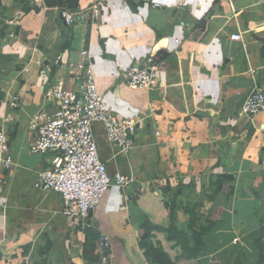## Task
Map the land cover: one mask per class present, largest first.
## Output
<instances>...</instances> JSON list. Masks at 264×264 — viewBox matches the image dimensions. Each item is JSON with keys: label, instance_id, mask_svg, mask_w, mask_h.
Returning a JSON list of instances; mask_svg holds the SVG:
<instances>
[{"label": "crops", "instance_id": "0c3cea01", "mask_svg": "<svg viewBox=\"0 0 264 264\" xmlns=\"http://www.w3.org/2000/svg\"><path fill=\"white\" fill-rule=\"evenodd\" d=\"M150 1L79 0L84 16L98 5L87 38L86 21L66 26L60 9L42 0H0V124L13 160L0 193V264H148L141 226L148 220L168 229L160 185L174 188L178 179L205 191L195 225L183 199L174 222L187 248L200 253L192 258L167 231H154L149 243L169 264H264V112L241 115L254 87L264 90V0ZM82 51L109 110L142 120L127 153L95 125L109 177L137 180L112 187L89 215L90 230L110 241L107 250L62 214L59 194L37 186L49 158L28 152L31 121L54 109L45 91L76 89L69 66L84 61ZM149 59L161 69L155 89L129 90L122 72Z\"/></svg>", "mask_w": 264, "mask_h": 264}, {"label": "built area", "instance_id": "2783aa9c", "mask_svg": "<svg viewBox=\"0 0 264 264\" xmlns=\"http://www.w3.org/2000/svg\"><path fill=\"white\" fill-rule=\"evenodd\" d=\"M160 6L152 4L154 8ZM90 10L92 17H96L99 14L97 3L91 2ZM60 18L66 26L86 21L83 14L65 8L60 9ZM231 39L240 41L241 36L234 34ZM180 40L175 39V43L180 44ZM81 55L84 58L82 63L69 66L76 89L57 84L45 91L44 98L54 105V109L50 114L39 113L31 121L30 127L35 135L28 145V152L49 158L48 167L39 173L37 186L59 194L63 203L62 214L85 229L90 227L89 215L109 188L125 189L137 181L134 176L116 174L109 177L106 165L98 155L93 125L100 124L106 141L127 153L133 147L134 135L142 120L117 117L109 110L103 95L97 90L88 53L82 51ZM160 70L159 64L149 59L128 67L122 72L121 79L129 90L148 93L155 89ZM9 105L17 108L18 99L12 98ZM262 112L264 90L254 87L244 98L241 115L251 118ZM12 167L9 140L0 124V193L5 190V175ZM97 244L104 250L111 247L105 236H99Z\"/></svg>", "mask_w": 264, "mask_h": 264}, {"label": "trees", "instance_id": "16d2710c", "mask_svg": "<svg viewBox=\"0 0 264 264\" xmlns=\"http://www.w3.org/2000/svg\"><path fill=\"white\" fill-rule=\"evenodd\" d=\"M42 2L43 6L48 8L58 7L59 9L65 8L71 11H77V8L79 6V0H42ZM33 8L34 10H38L39 7L34 4ZM29 10L31 9H28V7H25L24 5L23 11L28 12ZM219 178L226 179L227 181L232 180V178L229 176H219ZM160 191L164 196L167 197V200L163 204L169 216L170 225L168 229L163 230L157 226L151 225L148 220H145V222L141 226V229L144 231V234L139 243V247L141 249H145V258L148 260V264H169V259L167 255L163 252V250L158 246H154L151 242L149 243L151 233L154 231H167L169 240L177 241L181 245V249L185 253L187 252L190 257L196 258L200 252L197 249L190 250L189 248H187L186 237L183 233L178 232L174 225V222L176 220L175 211L177 208L176 194H172V188L169 183L165 180L161 182ZM219 191L220 187H217V192ZM90 227L86 228L85 230L86 237H89L90 241H97L99 236L94 231L90 230ZM201 232L199 233V237L202 233H204V230L202 233Z\"/></svg>", "mask_w": 264, "mask_h": 264}, {"label": "rangeland", "instance_id": "374dc122", "mask_svg": "<svg viewBox=\"0 0 264 264\" xmlns=\"http://www.w3.org/2000/svg\"><path fill=\"white\" fill-rule=\"evenodd\" d=\"M95 125H99V124L93 125V135H94L95 142L98 145V143L101 142L102 137H101L100 128L98 126L95 127ZM96 128L98 130V133L96 132ZM167 182L169 184H171L168 180H167ZM194 182H195L194 179H190L188 182H185L186 184H183L184 183L183 179L174 180L172 182V183H174V188H172V194H176V200L177 201L183 199L182 200L183 202L182 201H179V202L184 207H186L191 214L190 220L188 221V224H190L189 226L195 225V223L197 222L198 214L201 211V198H203V196H205V191H202V189H199L197 187V185L194 184ZM111 188H109L106 191L104 197H106L109 194V191ZM103 200L104 199H102V201ZM188 224H187V226H188Z\"/></svg>", "mask_w": 264, "mask_h": 264}, {"label": "water", "instance_id": "95a60500", "mask_svg": "<svg viewBox=\"0 0 264 264\" xmlns=\"http://www.w3.org/2000/svg\"><path fill=\"white\" fill-rule=\"evenodd\" d=\"M85 19H86V37H89L90 29H91V21H92V11L89 10L85 14Z\"/></svg>", "mask_w": 264, "mask_h": 264}]
</instances>
